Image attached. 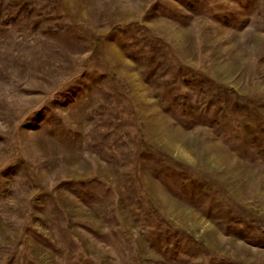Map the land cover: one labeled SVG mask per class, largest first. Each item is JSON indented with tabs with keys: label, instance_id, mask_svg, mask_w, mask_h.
Instances as JSON below:
<instances>
[{
	"label": "rangeland",
	"instance_id": "1",
	"mask_svg": "<svg viewBox=\"0 0 264 264\" xmlns=\"http://www.w3.org/2000/svg\"><path fill=\"white\" fill-rule=\"evenodd\" d=\"M0 264H264V0H0Z\"/></svg>",
	"mask_w": 264,
	"mask_h": 264
}]
</instances>
